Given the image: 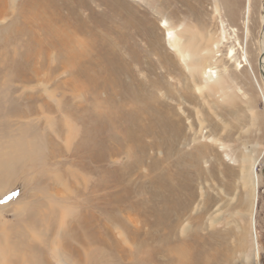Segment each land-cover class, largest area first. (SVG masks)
Instances as JSON below:
<instances>
[{
	"label": "rangeland",
	"instance_id": "rangeland-1",
	"mask_svg": "<svg viewBox=\"0 0 264 264\" xmlns=\"http://www.w3.org/2000/svg\"><path fill=\"white\" fill-rule=\"evenodd\" d=\"M263 10L264 0H0V264H264ZM162 21L196 40L225 29L211 59L231 93L201 99L200 70L168 48Z\"/></svg>",
	"mask_w": 264,
	"mask_h": 264
},
{
	"label": "bare ground",
	"instance_id": "bare-ground-1",
	"mask_svg": "<svg viewBox=\"0 0 264 264\" xmlns=\"http://www.w3.org/2000/svg\"><path fill=\"white\" fill-rule=\"evenodd\" d=\"M39 1V0H38ZM129 1H136V0H129ZM40 3V2H39ZM39 5V4H38ZM37 6V5H36ZM46 6V5H45ZM43 8V7H42ZM69 9V8H68ZM32 10H33V8H32ZM42 10V9H41ZM28 11H30V9L28 10ZM31 12V11H30ZM214 13H215V15H217V7L215 6L214 7ZM39 15V14H38ZM38 15L36 16L35 14H34V16H36V17H38ZM32 17V16H31ZM36 17H34V18H36ZM57 17V16H56ZM41 18V17H40ZM59 18V17H58ZM57 18V19H58ZM62 19V18H61ZM132 19H134V18H132ZM40 20V19H39ZM47 20V19H46ZM48 21V20H47ZM55 21H56V19H55ZM60 21V20H59ZM121 21V20H120ZM128 21V20H127ZM126 21V22H127ZM130 21H132V20H130L129 19V22ZM137 21V20H136ZM128 22V23H129ZM58 23V22H57ZM132 23V22H131ZM138 23V22H137ZM140 23V22H139ZM162 23V25H161V27H164V31H165V41H166V44H167V46H168V48L173 52V54H175V55H177L178 56V58H179V61L183 64V66L185 67V68H187L189 71H191V70H195L196 68H199V78H200V84L198 85V86H196V84L194 83L195 82V80L193 81L192 80V84H193V86L195 87V90H196V92H198L199 94H200V97H201V99L203 98L202 97V93H201V90H205V91H211V92H213L214 93V95H217V94H221V98H223L224 96H226V94H228V93H231V89H230V87L227 85V83H226V80L222 77V72L223 73H228L227 72V70H225L224 68L223 69H221V70H219L218 69V65H216V64H214L213 63V59H211L212 57H213V52L215 51L216 53L218 52V50H219V47L221 46V45H223V43H225L226 42V40H227V38H226V32H225V29L223 28V27H221V29L219 30V35L217 36L218 37V39H213V37H214V33L212 32V33H206V35L205 36H201L200 38H198L197 40H196V36L195 35H192V34H185V30H177L175 27H171V26H169L168 25V23L166 22V21H162L161 22ZM260 23H261V27H260V32H259V38H257V46H258V50H259V57H258V60H257V63H258V73H259V76H260V79H261V84H263V86H264V10H263V13L260 15ZM136 24V23H135ZM135 24H133L134 26H135ZM45 25H46V22H45ZM119 25V24H118ZM116 26L117 27V29H118V27L119 26ZM126 25H128V24H124V26L123 27H121V28H124ZM129 25H130V23H129ZM128 25V27H130ZM141 25V23L139 24V26ZM43 26V25H42ZM112 26H114V25H112ZM137 26V25H136ZM135 26V27H136ZM221 26V25H220ZM62 27V26H61ZM142 27V26H141ZM46 28V27H45ZM69 28H71V27H69ZM111 28H113V27H111ZM121 28H119V30L121 29ZM55 29V28H54ZM53 29V30H54ZM125 29V28H124ZM130 29H131V27H130ZM135 29V28H134ZM137 29V28H136ZM140 29V27L138 28V30ZM64 31H65V29H63ZM67 30V29H66ZM110 30H113V29H110ZM125 30H128V29H125ZM56 31V30H55ZM59 31H61V30H59ZM58 31V32H59ZM114 31H116V30H114ZM113 31V32H114ZM124 30H122V32H123ZM54 32V31H53ZM57 32V31H56ZM79 32V31H78ZM136 32H138V31H136ZM135 32V33H136ZM51 33V32H50ZM64 33V32H63ZM63 33L61 32V36L63 35ZM109 33H111V32H109ZM55 35H57L56 33H54ZM67 34V32L65 33V35ZM75 34V33H74ZM65 35H63V36H65ZM112 35V34H111ZM116 35H117V33H116ZM119 35V34H118ZM62 36V37H63ZM120 37V36H119ZM67 38V37H66ZM115 38V37H114ZM60 39H62V38H60ZM75 39V38H74ZM79 39V38H78ZM121 39H122V37H121ZM52 40V39H51ZM115 40V39H114ZM60 41V40H59ZM110 41V40H109ZM65 42H67V40L65 41ZM74 42V41H73ZM111 42V41H110ZM112 42H113V40H112ZM118 42V41H117ZM116 42V43H117ZM120 42V41H119ZM124 42V41H123ZM54 43V42H53ZM69 43H72V42H69ZM122 44V43H121ZM195 44L196 45H198L196 48H195ZM55 45V44H54ZM65 45V44H64ZM191 45H193V47L191 48ZM63 46V45H62ZM66 46V45H65ZM73 46V45H72ZM81 46V45H80ZM112 46V45H111ZM115 46V45H114ZM69 48V47H68ZM71 48H73V47H71ZM70 48V49H71ZM74 49H75V47H74ZM76 51V50H75ZM70 53V52H69ZM220 55H218V56H216V58H218ZM233 57H234V51H233V49H229V51H228V55H227V58L229 59V60H232L233 59ZM71 59H73V58H71ZM73 60H75V59H73ZM116 60V59H115ZM114 61V60H113ZM216 61V60H215ZM69 62V61H68ZM122 62V61H121ZM72 63V62H71ZM112 63V62H111ZM191 63H192V65H191ZM245 63H246V59H245V54H243V57H242V66L243 65H245ZM240 63H236V67L237 68H242V66L241 65H239ZM69 65V64H68ZM191 65V66H190ZM111 66V65H110ZM117 66V65H116ZM122 67V66H121ZM110 68H112V67H110ZM114 68V67H113ZM108 71V70H107ZM126 71V70H125ZM124 71V72H125ZM128 71V70H127ZM114 72V71H113ZM112 73V72H111ZM111 73H109V74H111ZM118 73V72H117ZM116 74V73H115ZM111 76V75H110ZM125 76V75H124ZM128 77V76H127ZM132 77V76H131ZM192 77H193V75H192ZM227 77H228V75H227ZM125 80H127V78L125 79ZM131 80V79H130ZM124 81V80H123ZM129 81V80H128ZM122 82V81H121ZM126 82V81H125ZM108 83H109V81H108ZM114 83V82H113ZM123 83V82H122ZM121 83V84H122ZM109 85H110V83H109ZM124 85V84H123ZM132 85V84H131ZM201 85V86H200ZM136 86V85H135ZM135 86H134V88H135ZM114 87V86H113ZM125 88V87H124ZM137 88V87H136ZM141 88V87H140ZM114 89H115V87H114ZM119 89H121V88H119ZM127 89H129V88H127ZM110 92V91H109ZM116 92V91H115ZM127 92V91H126ZM121 93V92H120ZM134 93V92H133ZM132 93V94H133ZM113 94V93H112ZM127 94H129V93H127ZM126 94V95H127ZM114 95V94H113ZM122 95V94H121ZM120 95V96H121ZM138 95H139V93H138ZM129 96H131V95H129ZM109 97V96H108ZM127 98H129L128 96H126ZM125 97V98H126ZM140 97V96H139ZM138 97V98H139ZM118 98V97H117ZM122 98H124V96L122 97ZM126 100V99H125ZM130 100H132V99H130ZM134 100V99H133ZM115 101V100H114ZM141 101H142V99H141ZM153 101V100H152ZM125 102V101H124ZM123 102V103H124ZM133 102V101H132ZM121 103V102H120ZM122 103V104H123ZM126 104V103H125ZM127 104H129V103H127ZM133 104V103H132ZM150 105V104H149ZM127 106V105H126ZM130 106V105H129ZM106 107H108V106H106ZM151 107V106H150ZM159 107V106H158ZM118 108V107H117ZM123 108V107H122ZM130 109V108H129ZM107 110V109H106ZM97 111V110H96ZM135 111V110H134ZM152 111V110H151ZM108 112V111H107ZM113 112H115V110L113 111ZM138 112V111H137ZM142 112V111H141ZM106 114V113H105ZM108 114H109V112H108ZM115 114H116V112H115ZM114 114V115H115ZM121 114H122V112H121ZM124 114V113H123ZM139 114V113H138ZM111 115H112V112H111ZM110 115V116H111ZM118 115V114H117ZM135 116V115H134ZM105 117H107V116H105ZM112 118V117H111ZM126 118H128V117H126ZM116 118H114V120H115ZM121 119H123V118H121ZM125 119V118H124ZM153 119V118H152ZM105 120V119H104ZM118 121V120H117ZM131 123V122H130ZM132 124V123H131ZM127 125V124H126ZM150 125V124H149ZM140 126V125H139ZM145 126V125H144ZM148 126V125H147ZM177 127H178V125H177V121H174L173 120V122H172V131H177ZM101 128V127H100ZM107 128V127H106ZM113 128V127H112ZM130 128V127H129ZM135 128H136V126H135ZM190 128H191V125H190ZM141 129V128H140ZM124 130V129H123ZM134 130V129H133ZM144 130V129H143ZM121 133V132H120ZM202 133H203V127H202V121L199 119V129H198V131H197V134L196 135H201V136H203L202 135ZM205 137V136H204ZM203 137V138H204ZM204 139H206V138H204ZM208 139V138H207ZM212 140V139H211ZM214 141V140H213ZM207 142H208V140H207ZM217 144H218V142H217ZM219 145H220V148L221 149H223V144L222 143H220L219 142ZM31 146V145H30ZM28 148L29 149H31L29 146H28ZM225 148V147H224ZM23 149V148H22ZM24 150V149H23ZM246 151H247V149H245ZM22 153V155H20ZM25 154L26 153H24V151H20V152H17L16 154H15V156H16V158L17 157H19V155L20 156H22L20 159H22V158H24V156H25ZM29 156V155H28ZM225 156L227 157V155L225 154ZM26 159V158H25ZM19 160V159H18ZM233 160V159H232ZM235 160V159H234ZM182 161V160H181ZM184 161V160H183ZM237 161V160H236ZM21 162V161H20ZM173 163V162H172ZM179 163H181V162H179ZM183 163V162H182ZM192 163V162H191ZM191 163H189V164H191ZM174 165H176L177 163H173ZM185 164V163H184ZM239 164H240V172H241V176H242V180L244 181L243 182V184L244 185H250V186H253L254 184H255V175H254V173H253V166H254V159L253 158H251V155H250V153L249 152H244L243 153V155L241 156V158H240V161H239ZM172 165V164H171ZM174 165H172V166H174ZM184 166V165H183ZM186 166V165H185ZM187 166H188V164H187ZM194 167V166H193ZM177 168V167H176ZM189 168H190V165H189ZM198 168V167H197ZM186 170H187V168H186ZM178 171H179V168H178ZM177 171V172H178ZM184 173H185V171H183ZM189 172V171H188ZM172 173V172H171ZM170 173V174H171ZM169 174V175H170ZM173 174H175V173H173ZM172 174V175H173ZM181 174V173H180ZM190 174V173H189ZM140 175V174H139ZM164 175V174H163ZM186 175V174H185ZM191 175V174H190ZM141 176V175H140ZM174 176V175H173ZM183 176V175H182ZM169 177V176H168ZM175 177V176H174ZM190 177V176H189ZM178 178H179V176H178ZM187 179V177H184L183 179ZM172 179V178H171ZM176 179V178H175ZM185 179V180H186ZM166 180V179H165ZM176 181V180H175ZM174 181V182H175ZM193 181V180H192ZM171 182V181H170ZM177 182V181H176ZM116 183V181H114V184ZM169 183V182H168ZM108 184V183H107ZM121 184H122V182H121ZM167 184V183H166ZM165 184V185H166ZM173 184H175V183H173ZM182 184H183V182H182ZM117 185V184H116ZM156 185V184H155ZM164 185V184H163ZM170 185H171V183H170ZM170 185L169 184H167V187H170ZM176 185V184H175ZM129 188V187H128ZM102 189V188H101ZM150 189H151V187H150ZM157 189H158V187H157ZM161 189V188H160ZM143 190V189H142ZM159 191V190H158ZM154 192V191H153ZM160 192L161 191H159V194H160ZM164 192V191H163ZM128 193V192H127ZM155 193H156V191H155ZM175 193V192H174ZM126 194V193H125ZM154 195V194H153ZM162 196L160 197V198H164V195L163 194H161ZM136 196V195H135ZM155 196V195H154ZM253 196V190H251L249 193H248V198H249V200H251V197ZM157 197V196H156ZM123 198H124V196H123ZM163 200H165V199H163ZM169 200V199H168ZM125 201V199L123 200L122 199V201L121 202H124ZM162 201V200H161ZM164 203V202H163ZM121 204H123V203H121ZM120 204V205H121ZM119 205V206H120ZM118 206V207H119ZM163 206H164V204H163ZM165 207V206H164ZM170 207V206H169ZM157 207H155V209H156ZM167 208H168V206H167ZM160 209V208H159ZM163 209V208H162ZM169 209V208H168ZM150 210V209H149ZM167 210V209H166ZM156 211V210H155ZM164 211V210H163ZM168 211V210H167ZM167 211H165V213L167 212ZM164 214V213H163ZM162 214V215H163ZM165 215V214H164ZM158 216V215H157ZM160 216V215H159ZM158 216V217H159ZM157 217V218H158ZM162 217V216H161ZM169 219H170V217H169ZM169 219H168V221H169ZM146 220H148V219H146ZM150 220H151V218H150ZM174 220V219H173ZM173 220H172V222H173ZM152 221V220H151ZM177 221V220H176ZM166 222V221H165ZM175 222V221H174ZM173 222V223H174ZM164 223V222H163ZM171 224V223H170ZM177 224H178V222H177ZM147 225V224H146ZM150 226V225H149ZM153 226H154V224H153ZM88 235V234H87ZM166 248V247H165ZM168 248V247H167ZM166 248V249H167ZM174 248V247H173ZM163 250V249H162ZM176 250H178V249H176ZM165 251V250H164ZM167 251V250H166ZM158 260V259H157ZM175 260V259H174ZM145 262V261H144ZM169 262V261H168ZM170 263V262H169ZM168 263V264H169ZM176 263H178V262H176ZM182 263V262H181ZM140 264V263H139ZM155 264V263H154ZM167 264V263H166ZM175 264V263H174Z\"/></svg>",
	"mask_w": 264,
	"mask_h": 264
}]
</instances>
